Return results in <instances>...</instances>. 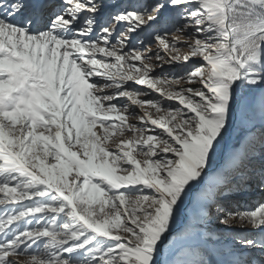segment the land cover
Wrapping results in <instances>:
<instances>
[{
    "label": "snow or ice",
    "instance_id": "1",
    "mask_svg": "<svg viewBox=\"0 0 264 264\" xmlns=\"http://www.w3.org/2000/svg\"><path fill=\"white\" fill-rule=\"evenodd\" d=\"M0 264H264V0H0Z\"/></svg>",
    "mask_w": 264,
    "mask_h": 264
},
{
    "label": "rangeland",
    "instance_id": "2",
    "mask_svg": "<svg viewBox=\"0 0 264 264\" xmlns=\"http://www.w3.org/2000/svg\"><path fill=\"white\" fill-rule=\"evenodd\" d=\"M167 70V69H166ZM258 199V197H248L241 201L243 204H252L254 200Z\"/></svg>",
    "mask_w": 264,
    "mask_h": 264
}]
</instances>
